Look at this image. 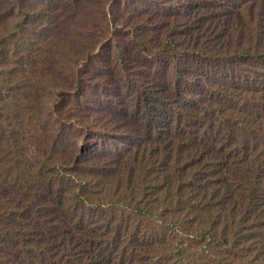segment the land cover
<instances>
[{
  "label": "trees",
  "instance_id": "obj_1",
  "mask_svg": "<svg viewBox=\"0 0 264 264\" xmlns=\"http://www.w3.org/2000/svg\"><path fill=\"white\" fill-rule=\"evenodd\" d=\"M162 5L134 38L144 62L116 41L122 75L93 90L33 59L0 72V264H264V0ZM21 94L55 97L31 154ZM95 135L123 148L92 153Z\"/></svg>",
  "mask_w": 264,
  "mask_h": 264
},
{
  "label": "rangeland",
  "instance_id": "obj_2",
  "mask_svg": "<svg viewBox=\"0 0 264 264\" xmlns=\"http://www.w3.org/2000/svg\"><path fill=\"white\" fill-rule=\"evenodd\" d=\"M173 1L178 4L185 0ZM162 2L163 0H0V36L8 52L4 58H0V72L2 73L9 63L14 76L22 78L23 74H30V60L33 59L39 70L44 64L52 65L50 78L52 81L61 82L62 88L74 89L81 75L86 80L87 87L93 90L96 84L90 82L101 80L100 77H105L108 72L102 67L110 66L116 71V78L122 75L116 61V41L125 42L131 57L140 63L144 62L134 38H141L145 29L154 32L153 26L147 22L150 17H171V12L164 10ZM26 41L31 43L26 44ZM30 46L31 50L28 48ZM91 48L93 55H88ZM16 51H19L18 58L23 56L22 62L14 58ZM29 56L31 58H28ZM74 56H78L80 60L75 61ZM88 62L94 70L102 74L97 75L91 69L87 74L86 68H90ZM24 85L25 82L21 87L22 93L30 89ZM11 86L16 89L15 83ZM110 92L111 89L100 87L98 97L104 98L103 95ZM6 94L5 91L4 95L7 96ZM20 96V104L23 106L20 112L24 128L22 132H25L20 143L28 147L25 154H31L30 151H36L35 142L44 144L45 136L50 134L49 130L54 121L49 119L48 113L55 97L48 94L39 104L34 96L31 100L33 110L30 106L25 110L24 107L30 101L24 100L22 94ZM86 99L91 100V103L96 101L89 93L86 94ZM59 103L63 107L69 106V103L83 106L82 101L77 103L74 99L59 100ZM39 114H43L42 119ZM88 116L84 118L88 119ZM98 122L93 120V124ZM42 127L47 130L44 131ZM74 133H78V130ZM94 138L92 153L123 148L121 144L108 138L96 135ZM66 142L73 145L75 140L68 136Z\"/></svg>",
  "mask_w": 264,
  "mask_h": 264
}]
</instances>
